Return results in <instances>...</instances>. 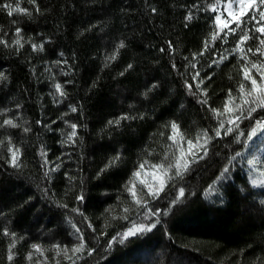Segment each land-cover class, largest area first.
Instances as JSON below:
<instances>
[{
	"label": "trees",
	"instance_id": "1",
	"mask_svg": "<svg viewBox=\"0 0 264 264\" xmlns=\"http://www.w3.org/2000/svg\"><path fill=\"white\" fill-rule=\"evenodd\" d=\"M215 4L0 0V264H264V176L240 163L264 109L245 118L241 105L229 123L249 99L242 69L259 79L264 36L248 17L221 31ZM204 133L207 155L193 148L163 191L133 188L141 165L167 168L178 141L203 145ZM140 225L151 230L124 237Z\"/></svg>",
	"mask_w": 264,
	"mask_h": 264
},
{
	"label": "snow or ice",
	"instance_id": "2",
	"mask_svg": "<svg viewBox=\"0 0 264 264\" xmlns=\"http://www.w3.org/2000/svg\"><path fill=\"white\" fill-rule=\"evenodd\" d=\"M36 0H29V3L31 4H35ZM220 0H216V4L215 5H209V7L215 11L217 5H219ZM233 4L238 5V10L237 11H232L233 8ZM6 7L9 8V15L12 14L13 11H23L25 13H27L26 9H21L19 7V5H17V7L15 9H12L10 5H7ZM228 8V12H229V16L232 17L231 20H221V16L217 15L215 17V21L217 22L218 25L222 26L221 27V31L224 28H228L230 32L235 33L236 29L235 28H230V24L231 23H236L237 28H240L244 23H246L245 20L242 19V17H248L249 20L254 21L256 24L259 25V27H255L254 31L257 33H260L261 36H264V0H229V3L227 5ZM251 11V15H249V12ZM258 13V16H257ZM188 19H191V17H188ZM219 35V33H214L213 34V40H215L217 38V36ZM17 36L19 37V30H17ZM252 39V37L249 35L248 31H245L243 35H241L239 37V43L237 44V49L240 52H244L245 50L243 48L240 47V44H243L245 41ZM257 39H259L257 37ZM0 43H5V41L0 40ZM14 44L16 45H20L21 47L23 46L20 42V39H16L14 42ZM7 46V45H6ZM171 46V45H170ZM120 47H124V44L121 43ZM42 48V46H41ZM33 49H36V46L33 45ZM207 49V43L205 44V50ZM236 49H234L235 51ZM248 52H253L252 48H248L247 49ZM256 52L260 53L261 56H264V39H260L259 40V46L256 48L255 50ZM203 54V53H201ZM241 59H245V57H241ZM129 67H131V65H129ZM252 67L256 69V73L257 76L259 77V79H257L255 76L251 75L248 68L245 67L242 69L243 73H244V79L250 81L251 84V88L247 91V93H245V85L243 83L240 84L239 86V92L241 93L242 97H244L245 95L249 98V99H243L241 100V104H237L235 106V110L240 111L241 115L240 116H236L235 120H229V123H235L236 120L241 119V116L244 115V110L241 107V105H249V107L247 108V113L248 116L245 118H251V114L255 113L257 111V109H264V62L259 63V65L255 62L252 63ZM3 78V74L0 73V79ZM57 91L60 92L61 95H63L64 93L61 90V86L59 84L56 85ZM229 98L230 101L232 99L231 93H229ZM73 111H75V109H73ZM212 111L214 113H216L217 115H222L223 113L219 112L216 109H212ZM225 111H233V109H229L227 106V103L225 105ZM126 119V117H124ZM109 123H112V121H109ZM116 123H119V121H116ZM3 124L5 125H9L11 127H17L16 124L13 123L12 120H5L3 122ZM260 122H257V127H260ZM71 127L73 128V132L70 134V139L72 137H74L76 135L75 129H76V125L73 124L71 125ZM172 129L174 132H178L179 126L176 123H172L171 125ZM221 127H223V121H221ZM25 131H28V129H25ZM233 131V129L231 127L227 128L225 130L226 134L227 133H231ZM256 131L255 129H253L251 135H255ZM204 144L201 145L200 144V138H197L196 143L194 144L192 140L188 141V145H189V150L187 155H191L192 160L189 161L188 159H185L183 156L180 158H177L174 163H171L168 165L167 168L164 167L163 164H159V165H154L153 167L155 168H161L163 169V177L160 180V185L159 188L156 189L155 191H153L151 188L149 189V194L152 196L157 195L158 192L163 191L164 187L166 186L167 180L171 179L170 176H168V172L174 167L176 169L175 175L176 176H182L184 174V172L188 171V168L190 166V164L194 161L197 160L198 158V153L192 152L193 148L199 147L202 148L203 151V155H207V149H206V145L209 143L210 137L207 136V133H204ZM216 135L219 136L220 135V131L217 130L216 131ZM181 139H183V136L181 135L180 137ZM171 139V137H170ZM9 151L12 152V156H11V160H12V164L13 167H18V163H17V156L19 153V149L16 150H12L9 149ZM199 158H203V156H199ZM165 159H167V157H165ZM141 167H143V165H141ZM228 170L225 169V172H227ZM134 176H139V172L134 173ZM262 176H264V173H261ZM262 183H264V181H261ZM130 183H134V182H130ZM252 183L255 185L257 183L256 180H253ZM131 191V189H130ZM133 196H136L135 192H132ZM184 194V190L181 189L180 190V195L183 196ZM137 203H140L141 201H136ZM145 230H151L150 228L145 229V227L143 225H140L139 227H134L133 229H130L127 233H124V237H128L131 235H135V233L137 231H145ZM6 235L8 234L7 232L5 233ZM15 246V241H13L12 247ZM33 249H36L37 251H40V246L39 245H32ZM54 247H58V246H54ZM84 248V244L83 242H81L80 245H78L77 247H74L72 249L73 253H77L82 251ZM65 251H67L65 249ZM59 254V253H58ZM11 254L9 255V259L11 260ZM30 258V256H29Z\"/></svg>",
	"mask_w": 264,
	"mask_h": 264
},
{
	"label": "rangeland",
	"instance_id": "3",
	"mask_svg": "<svg viewBox=\"0 0 264 264\" xmlns=\"http://www.w3.org/2000/svg\"><path fill=\"white\" fill-rule=\"evenodd\" d=\"M228 3L229 0L226 2H221L219 3V5H217L216 10L214 11L215 17L217 15H220L221 20L232 19V17L229 16L227 8ZM238 7V5L233 4L232 11H237ZM243 18L244 17H242V19ZM234 24L236 23H231L230 28ZM218 27L221 29L222 26L218 25ZM226 29L228 28H224L223 30ZM260 125V127H255L256 134L250 136L249 141L246 145V149L240 159V163L244 165L246 171L251 173L253 177L259 176L261 175V173H264V122H261ZM178 145L181 151V157L183 156L185 159L189 158L190 155H187L189 150L188 143L178 141ZM192 152H194L193 149ZM163 171L164 170L161 168H151L147 166L141 167L137 171L139 172V176H135L133 179V188L138 189L140 185H144L148 190L151 188L153 191H155L159 188L160 180L164 178Z\"/></svg>",
	"mask_w": 264,
	"mask_h": 264
}]
</instances>
